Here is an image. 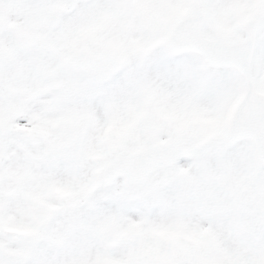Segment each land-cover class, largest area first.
<instances>
[{"label": "snow or ice", "instance_id": "1", "mask_svg": "<svg viewBox=\"0 0 264 264\" xmlns=\"http://www.w3.org/2000/svg\"><path fill=\"white\" fill-rule=\"evenodd\" d=\"M0 264H264V0H0Z\"/></svg>", "mask_w": 264, "mask_h": 264}]
</instances>
